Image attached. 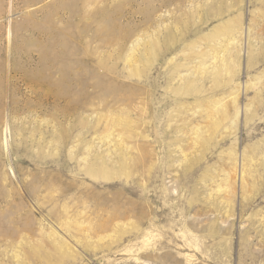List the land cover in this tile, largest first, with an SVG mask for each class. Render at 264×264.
<instances>
[{
	"label": "rangeland",
	"instance_id": "1",
	"mask_svg": "<svg viewBox=\"0 0 264 264\" xmlns=\"http://www.w3.org/2000/svg\"><path fill=\"white\" fill-rule=\"evenodd\" d=\"M0 264H264V0H0Z\"/></svg>",
	"mask_w": 264,
	"mask_h": 264
}]
</instances>
